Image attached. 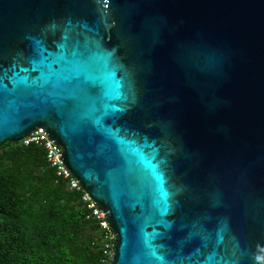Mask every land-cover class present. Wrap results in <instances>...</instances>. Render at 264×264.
I'll list each match as a JSON object with an SVG mask.
<instances>
[{
	"label": "water",
	"instance_id": "obj_1",
	"mask_svg": "<svg viewBox=\"0 0 264 264\" xmlns=\"http://www.w3.org/2000/svg\"><path fill=\"white\" fill-rule=\"evenodd\" d=\"M39 128L111 264H264V0H0V147Z\"/></svg>",
	"mask_w": 264,
	"mask_h": 264
},
{
	"label": "trees",
	"instance_id": "obj_2",
	"mask_svg": "<svg viewBox=\"0 0 264 264\" xmlns=\"http://www.w3.org/2000/svg\"><path fill=\"white\" fill-rule=\"evenodd\" d=\"M90 215L43 148L0 147V264H103V232Z\"/></svg>",
	"mask_w": 264,
	"mask_h": 264
},
{
	"label": "built area",
	"instance_id": "obj_3",
	"mask_svg": "<svg viewBox=\"0 0 264 264\" xmlns=\"http://www.w3.org/2000/svg\"><path fill=\"white\" fill-rule=\"evenodd\" d=\"M21 144L25 147L32 145L39 146L44 149L46 160L49 166L54 169L58 179L66 181L70 190L83 193V202L88 206L91 212L90 217L94 219L101 228L104 236L103 264H111L114 249L117 242V235L108 225V219L102 212L103 209L88 194L85 193L80 182L74 177L70 169L63 161L64 149L60 145H56L50 138L44 128H39L29 134ZM89 217V218H90Z\"/></svg>",
	"mask_w": 264,
	"mask_h": 264
}]
</instances>
